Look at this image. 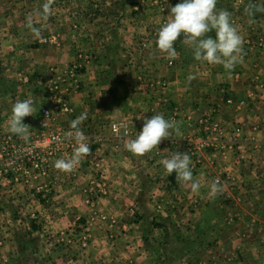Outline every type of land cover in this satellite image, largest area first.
I'll return each mask as SVG.
<instances>
[{
    "label": "crops",
    "instance_id": "0c3cea01",
    "mask_svg": "<svg viewBox=\"0 0 264 264\" xmlns=\"http://www.w3.org/2000/svg\"><path fill=\"white\" fill-rule=\"evenodd\" d=\"M238 5L235 9L238 16L233 24L243 38V61L230 72L223 65L195 60L190 46L183 44L184 48H180V40L184 43L181 36L174 44L177 56L171 60L172 64L168 55L158 58L165 68L162 78L165 80L161 87L157 86L161 88L160 96L154 100L148 98L150 90L145 80L150 72L155 74L151 82L161 77V66L155 62L157 58L151 61L158 70L147 68L144 62L130 64L124 74H120L121 80L115 78L111 85H102L100 72L96 71L99 68L93 64L75 78V85H60L69 110L67 114L64 112L66 115L61 110L55 124L70 129V122L87 112L91 122L90 131L85 134L87 141L94 143L87 142L90 148L95 145L90 149V158L84 157L73 168L74 177L73 171L64 172L63 184H70L66 186H71L77 176L79 179L78 184L71 186L73 190H63V207L65 204L69 208V212L63 213V220L89 222L92 241L86 258L97 260L94 264H233L246 260V253L255 259L264 256V172L262 175L256 172L257 166L264 168V44L256 43L260 39L264 41V11L257 12L253 18L246 9L262 4L254 1V4ZM156 10L161 19L157 18L154 28L158 33L170 19L161 17L165 11L170 13V7L161 4ZM251 19L254 22L250 23ZM144 25L149 27L145 21L138 30H146ZM135 37L130 43L147 36ZM146 39L147 42L150 37ZM154 41L152 38L149 42ZM21 42L13 33V38L4 42L10 43L11 48L0 51V63L3 56L9 61L2 64L3 72L14 73L16 80L27 82L14 84L12 89L0 87V130L9 134L7 122L12 105L18 100L34 101V115L24 118L29 129L41 128L46 121L37 110L48 104L42 88H38L45 78L39 79L38 75L51 67L49 59L53 48L41 38L30 42L27 49L20 48ZM146 42L145 46L149 44ZM66 57L63 53V59ZM70 60L68 56L64 64ZM31 70L39 72L33 76ZM55 82L59 83L60 79ZM212 112L225 130L214 135L219 144L217 150L201 151V166L192 171L200 187L193 191L190 183L178 181L175 173H165L161 161L168 158L169 150L164 142L173 140L184 144L192 140L200 146V140H193L198 135L194 121ZM155 113L175 121L178 130L172 138L162 139L159 146L143 156L128 152L124 148L126 140L142 130L144 117L150 118ZM235 125L239 127L236 133ZM75 147L76 142L69 150H64V156L70 158ZM101 178L108 184L107 192L93 202L98 212L92 213L82 193L86 184H98ZM216 180L223 186V192L212 196L210 185ZM11 188L16 193L25 192L21 184L0 185L2 220L11 215L5 195ZM26 196V204L32 205L29 203L32 202L44 208L42 201L36 202L29 194ZM26 209L27 213L22 215L29 220L43 215ZM133 212L140 214L142 224L132 223ZM20 216L17 213L15 217ZM100 216L119 224L105 226ZM6 249L14 251L9 244L0 250Z\"/></svg>",
    "mask_w": 264,
    "mask_h": 264
},
{
    "label": "rangeland",
    "instance_id": "374dc122",
    "mask_svg": "<svg viewBox=\"0 0 264 264\" xmlns=\"http://www.w3.org/2000/svg\"><path fill=\"white\" fill-rule=\"evenodd\" d=\"M254 1L257 4H264V0H217L216 9L218 11H229L233 23V19L238 16L235 11L237 6H239L238 4L243 5L247 2L254 4ZM180 2L181 0H0L1 52L6 48H11L9 47L10 43L6 44L4 42L7 38H13V33L18 37V41H22V47L20 48L27 49L30 42L33 43L40 38L44 39V41L46 40L48 44H51L49 47L53 48L51 49L52 53L49 59L52 64L51 67L48 71H43L44 74L39 73L38 75V77L41 76L39 79L45 78V82L41 81V85L38 88H42L43 91L41 90V93H43L44 100L48 104L42 105L40 108L38 107L37 110L41 112L40 114L44 118V110L49 108L54 112V119L46 121L47 124L46 126L42 125V129L38 127L36 130L34 128L29 130L35 135H42L43 133L52 134L59 130L63 134V130H69L58 127L55 124L62 111L60 108L61 103H57L55 97L57 93L54 89L57 88L56 91L61 96L63 103V99L65 100V98L60 91V85L63 86L65 84V86L69 87L75 85V78L86 72V69L91 67L90 64L99 68L95 70L100 72L102 85L104 86L114 83L115 78L116 80H121L119 78L120 74H124V71L130 64L141 65L144 62L147 68L158 70L157 65L151 60L160 57L163 59V55H167V53L157 48L156 41L149 42L152 38L154 40L157 39V29L154 28L157 27V20L160 18L156 15L158 12L156 7L161 4L168 7L175 6ZM46 3L49 5L50 10L49 14L44 16L43 6ZM164 13L161 17L163 20H168L170 13H166V11ZM29 21H31L32 29L36 30L35 32L28 27ZM145 21L148 22L149 27L144 25L146 30L142 29L139 31L138 27ZM132 23L135 24L133 25ZM37 32L38 35L36 34ZM149 32H152V34ZM139 35H145L147 36L146 38L150 37V39L146 42L147 39L141 37L140 40L134 39V42L130 43L131 39L135 36L137 38ZM209 35L214 36L215 33L212 32ZM29 38H31L30 41ZM145 42L151 45L145 46ZM258 42L261 43L260 45L264 44L262 39L256 43ZM180 44V48H184L183 44L185 43H182V40H180ZM63 53L67 54L66 59H63ZM68 56L71 60L67 64H64ZM2 59L0 63L1 89H12L14 84L21 85V83L26 82L16 80L14 73L13 75L4 73L2 64H7L9 61H6L4 56ZM155 62L161 66L159 72H162L163 75L161 74V77L158 78L159 80L156 79L157 81L155 82L149 81L155 76L153 72H150L149 77H146L148 82L146 83L145 80V84L146 86L149 84L148 89L150 91L147 94L150 100H154L160 96L159 92L161 88L157 86L161 87L165 80L162 79L165 77V73H163L165 68L159 59ZM30 72L34 76L39 71L31 70ZM24 79L26 80L25 77ZM56 79H60V82H55ZM27 87L29 89L30 85ZM27 89L26 91H28ZM15 95L18 94L16 93ZM64 112L67 114L68 111ZM68 115L73 116L69 113ZM89 123L91 124L90 117L87 115V119L80 125L84 135L90 131L91 125ZM0 134L9 133L0 130ZM74 142V139L63 141V150L52 155L46 153V156L43 157H46L44 161L32 160L25 157L23 160L15 159V164L8 167L3 165V159L0 160L3 166V168L0 167V185L21 184L25 189V192L20 194L11 188L5 194L7 195L6 200L10 205L11 215L4 220L0 217V249L4 245L9 244L14 248V251L11 252L7 249L0 250V264H67L68 262L69 264H94L98 262L97 260L92 261L86 258L89 245L92 241L89 222L63 220V213L69 212V208L65 204L63 207V190L67 192L73 190L74 187L71 188V186L78 184L76 180L79 177L77 176L76 180L71 182V186H66L70 184H63L65 173L57 170L54 167V162L60 158L68 159L69 155L64 156V153H66L64 150H69ZM88 143L94 144L92 141ZM175 143H178L176 144L177 151H180L184 146L183 143ZM47 144L45 142L42 146L36 147L33 150L34 153L39 154V152H44L49 146ZM98 147L102 146L99 145ZM182 149L183 153H185L184 147ZM98 152L100 154V151ZM99 157L101 156L99 155ZM85 158H90V154ZM200 166L201 163L198 169ZM256 169L258 175L263 174L264 168L262 165L257 166ZM72 171V177H74L73 174L76 172ZM85 178L81 180L87 181ZM102 178L105 179L104 177ZM102 178L98 184H86L82 193V197L86 201L88 200L86 204L93 211L92 213L98 212L96 203L93 204V202L107 192L108 184L105 183L106 179L102 180ZM28 194L36 202L42 201L45 205L44 208H46L40 209L39 206L36 207L32 202H29L32 205L26 204V195ZM93 194H96V196H93ZM91 196L94 197L92 201L90 199ZM8 204L5 205L9 206ZM26 208L33 209L38 213L42 212L43 215L41 214V218L33 217V220H29L26 215H22V213H27ZM17 213L21 214V216L15 217ZM100 219L105 222V226L119 224L117 221L108 220L107 216H100ZM131 221L137 225L143 223L140 214H136L135 212L132 213ZM245 256H247L246 260H239L233 264H264V256L261 259L259 257L257 259L252 258V255L249 253H246Z\"/></svg>",
    "mask_w": 264,
    "mask_h": 264
},
{
    "label": "clouds",
    "instance_id": "9594fccd",
    "mask_svg": "<svg viewBox=\"0 0 264 264\" xmlns=\"http://www.w3.org/2000/svg\"><path fill=\"white\" fill-rule=\"evenodd\" d=\"M217 0H181L175 6H170V19L164 23L157 34V48L167 53L169 60L177 56L175 42L181 36L184 43L192 48L193 57L197 61L207 62L210 65H223L226 71H231L238 63L243 61V38L237 27L232 23L228 11L216 9ZM49 5L43 6V15L49 14ZM264 11V4L246 9L250 17L257 12ZM254 22V19L249 21ZM28 27L32 29L31 21ZM34 32L35 29H32ZM214 32L215 35H209ZM38 35V32L36 33ZM191 78V77H190ZM34 101L32 99L18 100L11 108L8 120V131L25 142L30 141L29 127L24 118L34 115ZM87 119V113H81L70 122L73 132L65 134L66 138L74 139L76 147L68 159L60 158L54 162V167L62 172H70L80 163L82 158L90 152L87 138L80 129V125ZM178 130L177 123L165 118L163 114L144 117L142 130L124 143V148L136 156H143L159 146L162 139L172 138ZM161 164L167 175L175 176L182 183H190L193 191H198L200 184L193 179L191 158L187 153L175 152L164 158ZM223 192L219 180L210 185L212 196Z\"/></svg>",
    "mask_w": 264,
    "mask_h": 264
},
{
    "label": "built area",
    "instance_id": "2783aa9c",
    "mask_svg": "<svg viewBox=\"0 0 264 264\" xmlns=\"http://www.w3.org/2000/svg\"><path fill=\"white\" fill-rule=\"evenodd\" d=\"M170 64H172V61H170ZM76 69V68H75ZM73 73V71H72ZM75 73V72H74ZM75 75V74H74ZM57 88H55V92L57 93L55 95L57 99V103H61L60 108L62 111H68V105L66 104V101L63 99V103L61 100V96L56 91ZM54 112H52L49 108H46L44 110V119L46 121L53 120L54 119ZM43 121V125L46 126L47 122ZM194 126L198 130V135L193 140H200L201 145H195L194 142L188 141L184 142V150L185 153H187L191 158V164H192V171H197L198 166L201 163V151L205 150H212L215 151L218 149V142L214 139V135L221 133L225 130V128L219 123V121L216 118L215 113H211L209 115L203 116L199 118L198 120L194 121ZM82 129V127H80ZM112 129L115 131L116 126L113 125ZM235 130V133L239 131V127L235 125L233 127ZM30 131V130H29ZM68 132H73L74 130H63V134L61 130L57 131L56 133L52 134H38L35 135L30 131L31 139L28 142H25L20 137L14 135V134H0V153L3 159V165L4 166H12L15 164V159L23 160L25 157L32 160H41L44 161L46 156V153L48 155H52L54 153L60 152L63 150V141L66 140H72L71 138H66L65 134ZM45 142L49 144V146L44 150V152H39V154L34 153V149L36 147L42 146ZM177 141H168L164 142V147L169 150V157L171 154L175 152H181L183 153V147L181 148L182 151L176 150V144ZM47 144V145H48ZM52 145V147H50ZM71 146V145H70ZM0 167L3 168L2 164L0 163ZM1 171V168H0ZM93 191V190H92ZM93 196H96V194H93ZM91 196V201L94 200V197Z\"/></svg>",
    "mask_w": 264,
    "mask_h": 264
}]
</instances>
